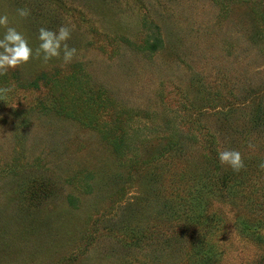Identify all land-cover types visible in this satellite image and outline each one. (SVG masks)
<instances>
[{
    "label": "rangeland",
    "instance_id": "374dc122",
    "mask_svg": "<svg viewBox=\"0 0 264 264\" xmlns=\"http://www.w3.org/2000/svg\"><path fill=\"white\" fill-rule=\"evenodd\" d=\"M3 15L34 54L0 75V264H264V0ZM62 25L77 53L44 63L39 29Z\"/></svg>",
    "mask_w": 264,
    "mask_h": 264
},
{
    "label": "clouds",
    "instance_id": "9594fccd",
    "mask_svg": "<svg viewBox=\"0 0 264 264\" xmlns=\"http://www.w3.org/2000/svg\"><path fill=\"white\" fill-rule=\"evenodd\" d=\"M17 15L21 18H27L30 16V10L18 8ZM0 26L5 28L4 35L0 38V75H6L10 69L28 63L34 53L25 36L15 27L9 26L7 15L0 16ZM70 38L71 29L67 26H60L58 31L41 27L38 35L40 43L35 49L36 58L42 57L43 62L47 63L53 58H60L61 52H63V63L65 65L71 63L77 49L69 47L67 44ZM11 91V88H0V98L6 99ZM219 161L222 165H228L236 172L245 168L242 154L238 150L226 149L220 151ZM259 168L264 170V162L260 163Z\"/></svg>",
    "mask_w": 264,
    "mask_h": 264
},
{
    "label": "trees",
    "instance_id": "16d2710c",
    "mask_svg": "<svg viewBox=\"0 0 264 264\" xmlns=\"http://www.w3.org/2000/svg\"><path fill=\"white\" fill-rule=\"evenodd\" d=\"M43 186H44V184H42V185L39 184V185H37L36 187H37V188H42ZM44 188L47 189V186L45 185ZM35 192H36V193H39V190H36V189H35ZM35 192H34V193H35ZM46 193H47V194H46ZM43 194L48 195V192H47L46 190H43Z\"/></svg>",
    "mask_w": 264,
    "mask_h": 264
}]
</instances>
